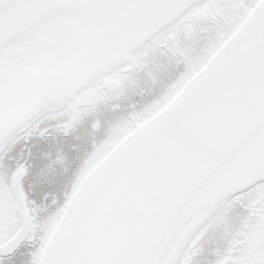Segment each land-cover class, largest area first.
<instances>
[{
    "label": "snow or ice",
    "instance_id": "1",
    "mask_svg": "<svg viewBox=\"0 0 264 264\" xmlns=\"http://www.w3.org/2000/svg\"><path fill=\"white\" fill-rule=\"evenodd\" d=\"M0 264H264V0H0Z\"/></svg>",
    "mask_w": 264,
    "mask_h": 264
}]
</instances>
